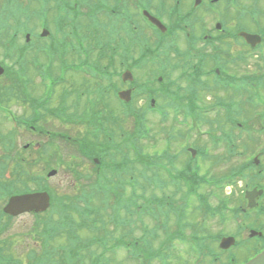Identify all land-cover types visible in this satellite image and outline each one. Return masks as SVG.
Returning <instances> with one entry per match:
<instances>
[{
  "label": "flooded vegetation",
  "instance_id": "obj_1",
  "mask_svg": "<svg viewBox=\"0 0 264 264\" xmlns=\"http://www.w3.org/2000/svg\"><path fill=\"white\" fill-rule=\"evenodd\" d=\"M23 1L28 7L23 12L19 27V51L25 49V41L27 57L18 78L19 86L23 88L27 85L30 90L34 77H31V72L33 74L36 70L39 73L36 77L40 79L41 72L44 76L53 72L58 58V49L53 47L67 52L74 50L76 54L87 51L99 57L101 68L108 67L114 71L125 69L135 73L139 67L146 68L150 63L157 62V57L166 55L169 48H164V43L170 39L173 44L175 40L172 50L178 49L198 59L212 52H220L217 46L223 37L230 50L237 55L242 65L238 73L242 74L248 67L246 54L252 47L245 42L241 33L245 30L260 34V26L264 31L263 16L257 15L262 12L259 5L264 0ZM70 9L79 10L77 24L73 22ZM41 10L50 15L48 18L54 24L62 16L61 10H68L71 29L63 26L60 30H52L49 35H42V29L46 27L40 29L36 24L38 21L40 26ZM152 17L157 18L165 28L158 27ZM161 35H166L165 41L161 42L160 48L153 47L154 43L158 44L153 39ZM181 39L185 46L181 44ZM258 46H264V37ZM261 56L264 60V53ZM120 57L122 60L117 63ZM255 57L260 60L258 54ZM216 61L217 57L213 63ZM23 101L27 104L26 99ZM245 148H248V142L241 145V149ZM239 149L238 146L235 152ZM256 149L255 158L258 156V159L256 162L253 160V164L239 156L231 159L232 165H240L241 169L235 172L228 190L221 194V198L228 197L225 205L212 210L206 219L208 227L194 233L196 240L193 244L187 240L189 236L183 237L179 257L186 249L197 247L207 250L215 261L219 259L226 264H243L264 250V131ZM230 237H234V241Z\"/></svg>",
  "mask_w": 264,
  "mask_h": 264
},
{
  "label": "rangeland",
  "instance_id": "obj_2",
  "mask_svg": "<svg viewBox=\"0 0 264 264\" xmlns=\"http://www.w3.org/2000/svg\"><path fill=\"white\" fill-rule=\"evenodd\" d=\"M259 7L262 9L261 12V16H263L262 18V22L264 25V2L262 4L259 5ZM73 13H76V10L73 11ZM63 21L65 22V24H68V21H70L67 17H65L63 19ZM71 22V21H70ZM62 25H64V23L61 20ZM51 28H54V24L51 23ZM181 44L183 46H185V42L181 39L180 40ZM4 50V49H3ZM73 52V51H71ZM68 52H62L64 54L67 55V59L69 61L73 60L77 54L74 52L71 53ZM251 53V52H248ZM0 58H2V47L0 44ZM120 60H118L117 63H120L122 58H118ZM254 61L250 60L248 61V66L252 65V69L253 70H258L257 68L259 67V65H262V63L255 58H253ZM256 59V60H255ZM92 62V61H91ZM90 62V63H91ZM97 63V62H96ZM259 64L257 68H255V64ZM237 67L242 68V65L240 63L236 64ZM257 66V65H256ZM66 66H63L61 71L59 70V64L58 61L55 62V64L53 65V71H54V76L56 77H61V81H63L62 84L59 85V91L62 92V95H69V90L71 91L72 94H74V96L76 97V100L72 98H66L65 102H59L58 104L61 105V108L59 110H57L56 112L58 113V115L54 114L52 111H49L46 109V105L44 106V110H47L49 112L47 119L44 122L45 126L51 127L53 129H64L66 131H68L69 134L75 135L72 137H81L83 138L82 140L86 139L87 141H90L91 137H83L85 136L88 132H90V130L93 128L87 127V124L80 121L79 119L83 118L86 116L87 112L82 111L81 109H78L79 105H76V102L78 103H83L87 106V110L90 114H94L96 111H98V109H101V105L99 104L97 106V103H99V101L96 102H90V96L88 95V88H91V91H94L96 88L93 87V81L89 80V82H87V84L84 86V81L87 79V77L83 74L82 76L80 74L77 73H73L72 78L68 77L65 70H66ZM231 69L234 72H239L240 69L235 68L233 66H230ZM246 67V66H244ZM122 72L125 71V69L121 70ZM145 71V70H144ZM173 73L177 74V71L173 70ZM258 74V73H257ZM32 78V83L30 84V88L31 91L33 93L34 96L42 99V95L45 92V84L46 81L40 79L39 76L36 77V75H39V73L35 70L34 73L32 74V72L30 73ZM143 76V71L142 69H138L137 72V77H142ZM7 78V77H5ZM115 80H117L118 78L115 77ZM262 79V78H260ZM182 84H185V80L179 78L178 79ZM60 81V80H58ZM105 81V80H104ZM141 81V79H140ZM57 82V81H55ZM0 87L4 88L1 89L0 93H3V95H1V98H4V100L6 101V103L9 106L10 109V113L17 115L18 117L20 116H26L25 113H32V109L26 104L24 103L23 99H25L24 97L17 96L15 93L19 92L16 88L17 85L12 84V82H10V80L7 79H0ZM151 87V84H147L146 88ZM262 98L264 99V88L262 89ZM55 93L53 92L51 95H49L46 98H49V106L51 107H55L52 106V103L54 101L57 100V98L54 96ZM57 95V94H56ZM95 96V95H92ZM231 96H233L232 94L230 96L228 95H223L222 97L224 98H232ZM161 99L163 98H168L166 95L162 94ZM238 100L242 101L243 97L239 94L237 95ZM45 98V99H46ZM94 101V100H93ZM139 101L140 98L137 99L136 101V106L137 108L139 107ZM111 111H107L106 113L103 112V116H102V121H106L105 117L108 118H112L113 120H115V122H106L108 123L110 126H114L116 127L117 131H116V140L115 142L117 144H127V141L125 139H127V134L128 131L132 132L134 130H136L137 125L135 124L136 122V117H137V112L136 110L133 108V110H127L126 104L122 103L121 101H118L115 96L112 94L110 96V98H108L105 101ZM243 104V103H242ZM166 106H169V98L165 101ZM257 106H259L262 110L264 109V103L261 104H256ZM248 106H246L247 108ZM136 108V109H137ZM259 108V109H260ZM103 109V108H102ZM258 109V110H259ZM1 110H3V108L1 107ZM252 111V110H251ZM172 117V116H170ZM148 118H151L152 121H156L153 122L152 127L153 132L158 134V136H156V139L158 140H152V139H146L144 140L146 142V145L148 146V150H152L155 152H160L162 150L163 147H165V141H164V132L165 131H174L173 133H177L180 132V129H178V131H176V129H173L169 126V124L171 123L170 121L172 120L171 118H169L167 121L165 122H161L158 118V116L151 114ZM173 118V117H172ZM59 120V121H58ZM60 121H64V122H72V123H79V124H84V125H76V124H67V123H62L60 124ZM148 121H150V119H148ZM43 120L39 121V124L42 123ZM12 127H13V123L11 122L10 118H6V113H4V111H0V132L2 134H8L9 132L12 131ZM25 135V136H23ZM94 138V137H92ZM42 140V141H41ZM46 138L43 137H36L34 135H32L31 133H28V135H26V133H17L16 135V143L14 145L11 144L10 147H5L4 148V143L2 144V142L0 141V157H2V153L4 152L6 153H12L15 152V157H18L19 159H25L26 164L29 168L33 169V171L36 173H44V174H40L41 176H44L47 174V172L52 169V168H57L58 169V175L53 176V177H47V184L49 186H52L59 194H67L70 196H76L79 195L81 190H83V187H85V189L89 188L90 183L95 179V173H94V167L91 163V167L90 164L87 163L88 161L83 160V163H79L81 165H79V168H77L78 170H81L83 173V177L82 178H77V176L75 175L76 173L72 172V170H70L68 168V166L66 167L65 165L58 163L57 160L61 161V157L58 154V151H60V148L62 146L65 145H69V143L67 141L64 140H58V141H53L50 143H48L46 141ZM197 140V139H195ZM239 140V139H238ZM44 142V146L43 145H37L38 143ZM241 140H239L240 142ZM27 142H30V144L33 146H29L27 149H25V144ZM191 142V141H190ZM246 142H248V137L246 138ZM198 144L202 145V146H207L210 149V157L208 158V161L206 162V165L204 164V170H201L202 172H208V173H212L214 175L220 176L223 173L227 172L228 168L225 167L226 166V162L224 160L225 156H224V151L222 148H215L214 145L212 144V142L206 138L202 139ZM185 144H183L182 146H177L176 147V151L175 152H180V149L183 150V146ZM125 150H126V145L122 146ZM11 149V151H10ZM47 150V151H46ZM149 150V151H150ZM175 150V149H173ZM9 151V152H8ZM73 156V158L79 159L82 161V157L81 154L77 151H75L73 148L71 147H67L66 149V156L65 158L66 161H68V157L67 155H69V153ZM136 154L135 151H130V155ZM122 154L120 155V153L118 152L116 155V158L118 157L119 159L121 158ZM12 157V156H11ZM14 157V158H15ZM184 159H183V158ZM187 155H184V150H183V155H181L182 161L184 162L186 160ZM72 157L70 156V159ZM214 159H223L222 164L220 163H214ZM212 160L213 164H210V161ZM241 161V160H240ZM238 161V162H240ZM69 162V161H68ZM182 162V163H183ZM59 164V165H58ZM10 168H8V173L7 176L10 174H13L14 171L16 170V160H11L10 164H9ZM92 169L93 174L91 175L90 178L89 174L90 170ZM210 170V171H209ZM135 177L138 178L139 176V171L137 170V168H135L134 173ZM37 175V174H36ZM140 179H142V177H140ZM104 180V179H103ZM141 181V180H140ZM16 186L21 189L19 187V184H16ZM134 188V187H133ZM131 187L130 185L128 187H126V191H130ZM137 189V193H141L142 191H144V189L141 187V184L139 183V185L136 186ZM155 192H159L160 191H155ZM6 198L5 197H0V208L2 209L5 206L6 203ZM196 200V199H195ZM95 202H100L99 200H95ZM146 206V205H145ZM145 206L143 209H145ZM187 205L185 204V207ZM73 217L75 220H79V216L77 214H73ZM7 219L4 221L5 225L4 228L1 231L0 234V240L4 241V246H5V250L6 253L9 255H12L14 257H18L21 258L23 260V264H28L31 263V261H36L40 256H41V251L43 249H45L44 246H42V237H41V232L43 230L44 224L46 222V218H40L37 217L34 213L29 212V213H24L22 215L13 217L12 219H8L9 217H6ZM58 219V216L55 218V220ZM106 221H108V215H106L105 217ZM107 226L110 230H113V224L112 223H107ZM113 233L122 235L124 233V230H119L116 232V230L112 231ZM96 234L93 233H89L87 231H84L82 233H80V236L82 238V240L87 241V239L95 236ZM52 243L53 247H56L58 250L60 248H66L70 242L66 236L65 233H60L58 235L57 238H55V240L51 241L50 244ZM106 244V242H104ZM103 251V249L101 247H99L98 245H94L91 244L90 246H88V249L84 250L83 253H85L86 255V259L81 261V262H76L75 264H92V261L90 260L91 258V254H100V252ZM31 252H34V256L32 260H29L28 256ZM36 252V253H35ZM63 254V250L59 251V254L55 255L54 258L58 261H60V258ZM118 255H121L122 258L119 259L117 258ZM125 253H123V251L121 253H118L116 255L112 254V252L108 253V257H112V256H116V260H113L111 263L113 264H118L119 261H125V264H129V260L126 259V257L124 256ZM186 255V251H184V256ZM112 260V259H111ZM101 262H104L103 259L100 260ZM128 261V262H127ZM50 263H56L53 260L49 259ZM110 263V264H111ZM132 263V262H130ZM57 264V263H56ZM61 264V263H59ZM132 264H136V263H132Z\"/></svg>",
  "mask_w": 264,
  "mask_h": 264
},
{
  "label": "trees",
  "instance_id": "obj_3",
  "mask_svg": "<svg viewBox=\"0 0 264 264\" xmlns=\"http://www.w3.org/2000/svg\"><path fill=\"white\" fill-rule=\"evenodd\" d=\"M2 157H0V197H6L10 193H15L16 191H19V188L16 186V184H19V187L21 189L29 190L33 187L34 182L37 183V177L33 173V169L29 168L26 164L25 159L21 158L20 162L17 163L16 170L13 174H10L7 176L8 168H10V159L5 156V153H2ZM23 164V165H22ZM22 165V166H19ZM26 166V167H25ZM38 176V175H37ZM39 178V177H38ZM80 197H77L75 200L70 197V201L66 202L67 198L64 199V204L62 206V210L64 213H67V220L69 224H73L74 221L71 219V213L70 210L76 209L80 214H83L85 209H92L91 211H94L96 209V206H91L89 204L90 200L87 199L89 202H84L83 205L78 204L76 201H78ZM74 205L77 206V208L74 207ZM92 214V213H89ZM5 218V215L2 213L0 208V234L1 230L4 228V225H2V219ZM52 222V218H49L46 220V224ZM45 235L47 236V230H45ZM69 238L72 240L76 239V232L74 230L68 231ZM48 239V238H47ZM34 252H31L28 256L29 259H33ZM44 260H42L43 262ZM36 264H42L35 261ZM34 263H28V264H34ZM0 264H23V260L18 257H14L12 255H9L6 253L4 241L0 240ZM49 264V263H48Z\"/></svg>",
  "mask_w": 264,
  "mask_h": 264
},
{
  "label": "water",
  "instance_id": "obj_4",
  "mask_svg": "<svg viewBox=\"0 0 264 264\" xmlns=\"http://www.w3.org/2000/svg\"><path fill=\"white\" fill-rule=\"evenodd\" d=\"M48 204L49 197L46 193L25 194L12 197L9 204L5 207V211L12 214L33 209L42 211L48 207ZM252 264H264V253Z\"/></svg>",
  "mask_w": 264,
  "mask_h": 264
}]
</instances>
